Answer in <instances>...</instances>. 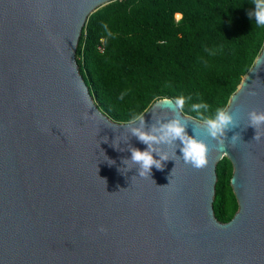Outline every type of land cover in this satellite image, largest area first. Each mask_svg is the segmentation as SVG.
<instances>
[{"label":"water","instance_id":"1","mask_svg":"<svg viewBox=\"0 0 264 264\" xmlns=\"http://www.w3.org/2000/svg\"><path fill=\"white\" fill-rule=\"evenodd\" d=\"M111 1L0 0V264H264V126L248 116L264 112V48L230 99L225 150L165 97L143 127L159 134L180 118L206 141L207 163L159 143L175 160L141 176L124 164L147 148L132 134L141 122L112 120L77 61L88 17ZM224 157L239 201L228 222L214 209Z\"/></svg>","mask_w":264,"mask_h":264},{"label":"trees","instance_id":"2","mask_svg":"<svg viewBox=\"0 0 264 264\" xmlns=\"http://www.w3.org/2000/svg\"><path fill=\"white\" fill-rule=\"evenodd\" d=\"M253 7L254 0L111 1L90 14L82 30L80 72L116 122L143 116L165 97H183L181 110L205 122L227 109L264 48V26L248 15ZM201 103L207 109H192ZM217 173L214 209L228 222L239 210L228 157Z\"/></svg>","mask_w":264,"mask_h":264},{"label":"clouds","instance_id":"3","mask_svg":"<svg viewBox=\"0 0 264 264\" xmlns=\"http://www.w3.org/2000/svg\"><path fill=\"white\" fill-rule=\"evenodd\" d=\"M249 17L256 25L264 26V0H254V7L248 12ZM105 27H107L105 25ZM111 35V33H109ZM207 50V49H206ZM210 51V50H209ZM214 54V53H212ZM124 94H121L120 99H123ZM177 107L182 108L184 105V98L180 97L175 101ZM192 109L203 108L207 109V104H193ZM249 125L258 130L259 127L264 126V112H257L255 110L248 113ZM134 121H140L141 127L132 128V134L137 137L139 141L147 145V148L141 150L139 148L130 149V157L124 161L131 162L133 165H138L139 175L143 176L145 173L151 174L153 166L157 169L164 167V162L174 159L168 152L159 153L154 148L155 144L178 143L181 156L183 160L194 168H201L206 165V154L208 147L206 141L197 135L195 129L193 134L189 135L186 128L187 125L180 118H174L162 124L158 130L159 134H154L152 131L145 130L143 127V118L141 116L134 117L130 122L131 125ZM238 120L237 116L224 108H218L212 118L205 120L204 126L206 128L207 136L212 139L218 140L219 148L225 150V137L227 132L236 126ZM239 139V134H234L232 137V144ZM255 139H259L258 131L256 132ZM173 153H175L173 151ZM159 158H156V157ZM103 231V228H101Z\"/></svg>","mask_w":264,"mask_h":264},{"label":"built area","instance_id":"4","mask_svg":"<svg viewBox=\"0 0 264 264\" xmlns=\"http://www.w3.org/2000/svg\"><path fill=\"white\" fill-rule=\"evenodd\" d=\"M99 49L101 50V52H104V49H105V48H104L103 45H100V46H99Z\"/></svg>","mask_w":264,"mask_h":264}]
</instances>
